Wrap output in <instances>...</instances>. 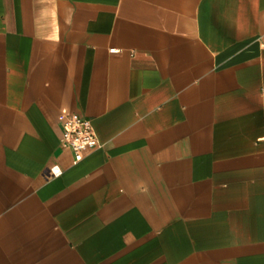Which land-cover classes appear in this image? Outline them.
<instances>
[{"label":"crops","instance_id":"1","mask_svg":"<svg viewBox=\"0 0 264 264\" xmlns=\"http://www.w3.org/2000/svg\"><path fill=\"white\" fill-rule=\"evenodd\" d=\"M0 264H264V0H0Z\"/></svg>","mask_w":264,"mask_h":264},{"label":"built area","instance_id":"2","mask_svg":"<svg viewBox=\"0 0 264 264\" xmlns=\"http://www.w3.org/2000/svg\"><path fill=\"white\" fill-rule=\"evenodd\" d=\"M62 142L72 148L75 161L84 157V153L100 146L95 128L90 118L78 113L68 114L63 122ZM54 175L62 173V169L52 167Z\"/></svg>","mask_w":264,"mask_h":264}]
</instances>
